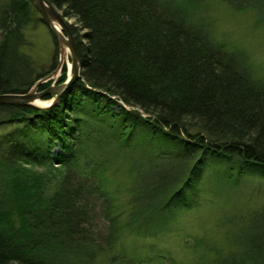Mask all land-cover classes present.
Returning a JSON list of instances; mask_svg holds the SVG:
<instances>
[{
	"label": "trees",
	"instance_id": "trees-1",
	"mask_svg": "<svg viewBox=\"0 0 264 264\" xmlns=\"http://www.w3.org/2000/svg\"><path fill=\"white\" fill-rule=\"evenodd\" d=\"M48 1L74 20L81 79L50 108L0 105V264H144L107 256L124 232H169L209 168L264 183V78L212 37L208 0ZM218 1L264 25V0ZM32 3L0 0V94L40 78L24 51L27 27L46 24ZM26 165L56 170L57 190L34 194ZM116 165L136 182L125 222L102 178ZM248 227L240 253L214 264H264V206Z\"/></svg>",
	"mask_w": 264,
	"mask_h": 264
},
{
	"label": "rangeland",
	"instance_id": "rangeland-1",
	"mask_svg": "<svg viewBox=\"0 0 264 264\" xmlns=\"http://www.w3.org/2000/svg\"><path fill=\"white\" fill-rule=\"evenodd\" d=\"M206 4L208 7L199 17L212 37L243 49L248 54L250 67L255 75L263 79L264 25L259 21L262 18L230 9L222 1L208 0ZM66 22L68 25H74V20L66 19ZM51 31L47 23L30 24L25 31L30 45L24 51L32 57L34 67L40 74L35 83H41L38 93L68 83L72 75L70 50L67 48L68 57H65L62 63L61 48ZM59 65L62 68L57 72ZM55 73H58L57 77H53ZM63 75L65 80L61 82ZM62 95L52 94L50 97L38 99V107L34 108L44 109L59 105ZM125 108L132 109L128 106ZM111 109L115 113L119 111L117 106ZM60 152L56 141L53 154L58 155ZM26 167L29 170V180L25 186L30 187L34 194L49 197L57 190L61 176L56 170H47L40 166ZM126 167L127 165H116L102 175V178L107 180L105 186L120 208L119 213H122L124 222L128 217L123 218V215L131 214L134 210L133 204L130 203L131 195L126 189L133 188L136 183L134 175ZM213 168H209L204 174L200 187L189 191L190 197L196 198L195 206L178 213L172 220L169 232L152 239L124 232L120 234L115 250L107 258L116 252H126L128 257L137 259L136 262L144 260V264H214L235 253L238 255L242 250L239 244L243 243L241 238L251 232L248 226L251 225L254 214L264 206V183L258 178H245L238 182L221 181L218 180L217 170ZM218 171L221 172L220 169ZM6 177H3L4 181ZM107 258L105 257L104 261Z\"/></svg>",
	"mask_w": 264,
	"mask_h": 264
},
{
	"label": "water",
	"instance_id": "water-1",
	"mask_svg": "<svg viewBox=\"0 0 264 264\" xmlns=\"http://www.w3.org/2000/svg\"><path fill=\"white\" fill-rule=\"evenodd\" d=\"M32 4L35 6L39 14H41L42 19L49 25L54 34L58 45L61 48V59H63L67 53V48L70 50V55L72 59V75L68 83L62 84L57 87H52L48 90L38 93V84L33 87L27 93L23 94H1L0 95V105H18V106H31L38 107L36 102L38 99H44L45 97H50L52 94H57L61 96L71 85L75 84L78 79L81 78V66L79 65V57L76 48V42L70 30L66 19L59 13V10L49 3L48 0H32ZM60 66V65H59ZM61 68V66L59 67ZM57 73L53 75L56 77ZM52 77V76H51ZM56 98V97H55Z\"/></svg>",
	"mask_w": 264,
	"mask_h": 264
},
{
	"label": "bare ground",
	"instance_id": "bare-ground-1",
	"mask_svg": "<svg viewBox=\"0 0 264 264\" xmlns=\"http://www.w3.org/2000/svg\"><path fill=\"white\" fill-rule=\"evenodd\" d=\"M67 54H68V50H67V53L65 54V55H66V56H65L66 58L68 57ZM65 57H64L63 59H61V60H62V63L64 62ZM61 68H62V67H61ZM60 70H61V69L59 68V69L57 70V72L60 71ZM57 75H58V73H57ZM57 75H56V77H57ZM70 78H71V77H70ZM38 104H39V103H38ZM40 104H41V103H40Z\"/></svg>",
	"mask_w": 264,
	"mask_h": 264
}]
</instances>
